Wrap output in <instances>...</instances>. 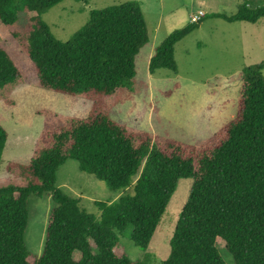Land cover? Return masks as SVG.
<instances>
[{
  "label": "trees",
  "instance_id": "obj_1",
  "mask_svg": "<svg viewBox=\"0 0 264 264\" xmlns=\"http://www.w3.org/2000/svg\"><path fill=\"white\" fill-rule=\"evenodd\" d=\"M60 1L0 0V26L24 48L38 85L90 100L83 117L39 111L43 127L28 161L5 164L23 183L0 186V264H225L216 240L233 264H264V59L238 73L234 114L203 142L135 129L109 116L107 100L117 104L135 93V58L147 41L140 6L124 1L91 9L88 20L61 41L41 16ZM207 15L253 23L264 16V0H241L230 15L206 13L173 29L156 46L149 72L175 71V42ZM22 80L0 44V100L11 105L8 91ZM6 139L0 124V160ZM68 158L113 190L137 174L133 192L115 202L97 200L99 216L88 213L56 184ZM179 178H191L190 190L168 239V256L158 261L147 245ZM41 193L54 206L42 251L32 257L23 237L26 205L30 194ZM127 226L141 259H129L120 245Z\"/></svg>",
  "mask_w": 264,
  "mask_h": 264
},
{
  "label": "rangeland",
  "instance_id": "obj_2",
  "mask_svg": "<svg viewBox=\"0 0 264 264\" xmlns=\"http://www.w3.org/2000/svg\"><path fill=\"white\" fill-rule=\"evenodd\" d=\"M124 1H134L140 6L147 41L135 58L132 82L135 93L117 104H113L109 97V116L135 129L168 135L186 143L203 142L234 114L241 84L238 73L245 66L264 59V16L253 23L204 16L197 28L175 42L176 70L157 68L153 72L148 70L149 59L170 31L190 21L191 15L198 10L204 14L230 15L241 0H61L44 10L41 16L54 37L66 41L88 20L91 9ZM0 44L13 57L23 77L22 82L8 91L12 104L0 100V124L7 132L0 160V186H11L22 184L23 179L7 173L5 164L8 161H28L43 127L44 116L39 111L49 109L63 115L83 117L88 112L90 100L40 87L28 67L24 48L6 34L3 26H0ZM262 73L264 75V69ZM166 91L171 93L166 95ZM54 125L55 122L50 121L49 126ZM136 178L137 174L132 175L129 185L113 190L94 175L79 170L77 161L68 158L57 170L56 184L68 195L78 198L88 213L98 217L94 202H115L124 193L131 194ZM191 182V178L178 179L147 245V250L158 261L168 256V239ZM53 206L46 193L30 194L27 198L23 237L32 257L42 251ZM130 231L127 226L119 234L120 245L129 259L138 260L142 258V249L133 244ZM216 242L225 264H233L231 255L220 247L222 240V243Z\"/></svg>",
  "mask_w": 264,
  "mask_h": 264
},
{
  "label": "built area",
  "instance_id": "obj_3",
  "mask_svg": "<svg viewBox=\"0 0 264 264\" xmlns=\"http://www.w3.org/2000/svg\"><path fill=\"white\" fill-rule=\"evenodd\" d=\"M203 15H204L203 11L202 10H198L196 13H194L193 15H191L190 21H197Z\"/></svg>",
  "mask_w": 264,
  "mask_h": 264
}]
</instances>
